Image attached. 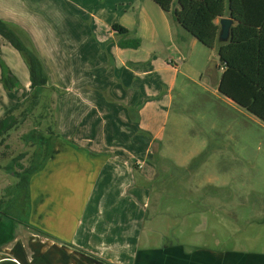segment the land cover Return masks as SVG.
Listing matches in <instances>:
<instances>
[{"label":"crops","instance_id":"1","mask_svg":"<svg viewBox=\"0 0 264 264\" xmlns=\"http://www.w3.org/2000/svg\"><path fill=\"white\" fill-rule=\"evenodd\" d=\"M0 21L39 60L43 88L54 93L59 130L42 168L29 179L27 225L4 217L9 209L17 219L16 210L0 199L1 250L25 226L55 252L43 264H264V255L241 250L188 255L178 246L176 255H151L139 249L154 179L152 167L143 169L151 164L152 145L163 140L179 71L156 51L175 37L187 42L170 13L151 0H0ZM133 38L141 41L138 49L118 46ZM190 38L188 45L196 48L199 42ZM0 59L20 83L19 106L38 92L30 88L27 62L1 37ZM134 159L142 163L139 172ZM3 252L10 255H0V264L24 261Z\"/></svg>","mask_w":264,"mask_h":264},{"label":"rangeland","instance_id":"2","mask_svg":"<svg viewBox=\"0 0 264 264\" xmlns=\"http://www.w3.org/2000/svg\"><path fill=\"white\" fill-rule=\"evenodd\" d=\"M184 31L176 30L184 34L186 44L175 37L156 51L179 71L163 140L152 145L147 158L151 164L143 169L146 173L152 167L154 179L139 249H150L151 255H176L178 246L188 255L200 250L264 255V123L218 93L221 69L215 48L189 46L193 38ZM18 87L7 91L0 78V118L16 109L19 123L0 137V199L12 202L17 219L26 222L29 200L17 187V175L44 163L59 130L53 91L40 89L18 106ZM133 161L139 172L142 163ZM33 234L25 226L18 228L14 241L0 249L1 259L10 255L4 250L24 260L22 264H43L45 255H55Z\"/></svg>","mask_w":264,"mask_h":264},{"label":"trees","instance_id":"3","mask_svg":"<svg viewBox=\"0 0 264 264\" xmlns=\"http://www.w3.org/2000/svg\"><path fill=\"white\" fill-rule=\"evenodd\" d=\"M151 1L163 12L170 13L172 19L200 44L209 49L216 47L219 68L223 69L216 85L218 93L264 123V0ZM226 14L235 25L231 27L230 39L222 43L217 38L220 27L215 21ZM112 29L123 36L128 34V31L119 25H113ZM0 37L25 58L29 69L30 88L36 91L43 88L46 79L39 60L1 21ZM140 45L141 41L134 38L118 42L120 48L126 49H138ZM0 69L4 88L11 91L18 87L17 78L1 59ZM37 98L38 95L34 97L31 107L36 105ZM14 110L8 111L0 118V137L3 139L19 124L18 117L13 114ZM42 165L23 169L22 173L17 175V187L27 192L31 175L40 170ZM9 211L8 209L1 214L27 225L15 219ZM37 232L49 236L40 230Z\"/></svg>","mask_w":264,"mask_h":264},{"label":"water","instance_id":"4","mask_svg":"<svg viewBox=\"0 0 264 264\" xmlns=\"http://www.w3.org/2000/svg\"><path fill=\"white\" fill-rule=\"evenodd\" d=\"M234 21L230 18H221L219 20V32H218V41L227 42L231 37V27Z\"/></svg>","mask_w":264,"mask_h":264}]
</instances>
